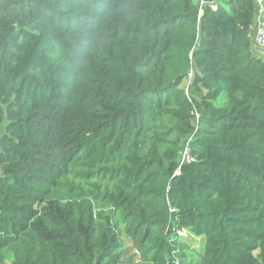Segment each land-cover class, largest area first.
<instances>
[{"label":"trees","instance_id":"obj_1","mask_svg":"<svg viewBox=\"0 0 264 264\" xmlns=\"http://www.w3.org/2000/svg\"><path fill=\"white\" fill-rule=\"evenodd\" d=\"M254 10L0 0V264H264Z\"/></svg>","mask_w":264,"mask_h":264},{"label":"built area","instance_id":"obj_2","mask_svg":"<svg viewBox=\"0 0 264 264\" xmlns=\"http://www.w3.org/2000/svg\"><path fill=\"white\" fill-rule=\"evenodd\" d=\"M199 3L202 5L204 3V0H199ZM255 4V10L252 18V23H251V37L253 40V45L256 47V49L262 53H264V0H254ZM210 7L215 10L217 8V4L215 2L210 3ZM197 120L198 117L196 115L195 119V128L193 133L197 129ZM193 133L188 136V138L185 140L183 148L180 153V164L182 163H187V162H192L194 161V156L191 151L190 147V140L193 136ZM1 174V171H0ZM178 233L180 235H185L186 231L185 230H179Z\"/></svg>","mask_w":264,"mask_h":264},{"label":"rangeland","instance_id":"obj_3","mask_svg":"<svg viewBox=\"0 0 264 264\" xmlns=\"http://www.w3.org/2000/svg\"><path fill=\"white\" fill-rule=\"evenodd\" d=\"M257 53H259L261 55H264V53H262V52H260L258 50H257ZM185 83H186V81H185ZM222 99L224 100L225 97L223 96ZM118 218H120V213L119 212H118ZM119 225H120V227L122 229L124 228V223L120 219H119ZM184 238L188 239L189 241H191L193 239L192 236H187V235H185ZM200 240L201 239H199V238L195 239V242H192L193 246L198 247V241H200ZM124 245L125 246H129V236L126 233H124Z\"/></svg>","mask_w":264,"mask_h":264},{"label":"water","instance_id":"obj_4","mask_svg":"<svg viewBox=\"0 0 264 264\" xmlns=\"http://www.w3.org/2000/svg\"><path fill=\"white\" fill-rule=\"evenodd\" d=\"M202 12V11H201Z\"/></svg>","mask_w":264,"mask_h":264}]
</instances>
